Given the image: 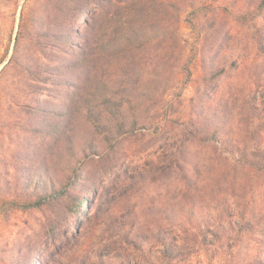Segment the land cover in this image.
Wrapping results in <instances>:
<instances>
[{
    "label": "rangeland",
    "instance_id": "obj_1",
    "mask_svg": "<svg viewBox=\"0 0 264 264\" xmlns=\"http://www.w3.org/2000/svg\"><path fill=\"white\" fill-rule=\"evenodd\" d=\"M261 161L264 0H0V264H119L159 217L201 224L174 264H264Z\"/></svg>",
    "mask_w": 264,
    "mask_h": 264
},
{
    "label": "trees",
    "instance_id": "obj_2",
    "mask_svg": "<svg viewBox=\"0 0 264 264\" xmlns=\"http://www.w3.org/2000/svg\"><path fill=\"white\" fill-rule=\"evenodd\" d=\"M85 8L88 9V7ZM176 163L178 166L182 164L179 160ZM237 165V161H234V166ZM259 165L257 161L251 162L249 170L257 171L260 169ZM261 167L264 172V161ZM71 175V178L75 180L77 171L72 170ZM4 184L7 186L8 181H5ZM81 205L82 203L79 202L80 207ZM248 222L246 208H244L242 213L237 215L236 220H228L227 228L217 222L213 226L206 225V228L212 227L213 233L216 235L218 229L223 227L224 233L233 236L242 234L243 231H250ZM70 224L77 228L78 221L71 220ZM200 225V222L196 225L189 224V226L185 222L176 224L166 218L160 219L159 217L149 226L133 219L129 223L119 226L118 230L110 234L109 247L114 251L113 256L118 258L119 264H137V262L140 264H174L179 262L181 252L188 249L191 236H194L191 232L192 229L200 231ZM54 229H58V226H51L50 231ZM256 258V256H252L253 260H250L244 257L242 264H254ZM100 264L104 263L101 262Z\"/></svg>",
    "mask_w": 264,
    "mask_h": 264
}]
</instances>
